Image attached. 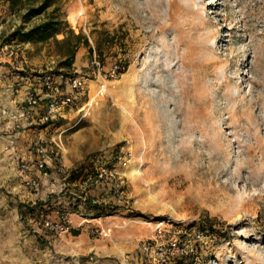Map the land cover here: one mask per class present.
Instances as JSON below:
<instances>
[{
	"label": "rangeland",
	"instance_id": "374dc122",
	"mask_svg": "<svg viewBox=\"0 0 264 264\" xmlns=\"http://www.w3.org/2000/svg\"><path fill=\"white\" fill-rule=\"evenodd\" d=\"M6 1L0 2V45L12 53L10 74L61 70L87 79L84 92L35 140L50 141L49 153L68 174L113 163L121 189L115 195L75 181L65 191L67 204L49 202L67 218L98 219L85 222V232L113 241L117 254L54 256L29 237L27 260L156 264L141 257L140 245L178 239L187 242L189 254L176 264H264V0H52L27 21L26 8L13 12ZM51 17L86 41L69 67L60 65L72 46L61 42L63 33L35 43L11 36ZM92 54L106 70L117 63L123 72L101 82L88 67ZM217 133L225 138L222 152L211 148L200 156ZM127 152L126 166L116 165ZM209 157L215 168H204ZM3 175L0 200L12 197L1 185ZM83 196L107 204L108 211L73 209L69 200L80 204ZM8 204L0 207L8 228L26 234L42 228L16 220L13 201ZM208 219L217 233L198 229ZM67 226L50 234L60 237L71 230L70 221Z\"/></svg>",
	"mask_w": 264,
	"mask_h": 264
},
{
	"label": "crops",
	"instance_id": "0c3cea01",
	"mask_svg": "<svg viewBox=\"0 0 264 264\" xmlns=\"http://www.w3.org/2000/svg\"><path fill=\"white\" fill-rule=\"evenodd\" d=\"M6 5H8L7 1ZM5 49V45H0V132H2L0 133V173L4 174L1 185H5L6 188L10 189L8 193L12 194V197L8 196L9 200L6 199V197H2L0 200V207L3 205L7 207L9 206L8 203H12L13 201V217L16 220H21L18 212L19 205L34 204L37 201H45L50 197L54 199V201H58L56 204L61 202L64 204L67 203L66 200L61 199L63 195L56 193L57 187L51 184L50 180H43L41 176L42 189L38 193L26 188L23 184L25 174L19 170L18 163L20 161L34 159V149L31 146L36 141L35 139L37 136L40 138L41 136H46L49 127L31 122L24 124L19 131L12 128L13 119L11 115L24 107V98L28 92L32 93L38 91V78L37 75L33 74L23 77V79L18 82L3 80L1 74L11 73V68L8 65H10L9 61L12 53L7 54ZM34 175L39 177L37 172H34ZM49 205H51L52 211L47 214V217L56 219L57 215L55 210L60 209L52 206V203ZM78 208L80 209L82 206ZM71 216L74 215H68V219L71 222V230L68 233L61 234L60 237L51 235V232L43 228L30 229L32 235L30 236L29 232L26 234L24 230L21 231L20 227H14L11 230L7 227L8 222L0 219V264H33L27 260V255H25L27 254L25 251L26 244L31 241L30 239H26L29 237H33L39 246L45 245L54 256L59 254L67 255L70 253L83 256L90 252H94L98 257L106 258L109 256L113 257L117 254V245H115L113 241H96L90 239L85 232L86 228L90 226L85 224V222H97L98 219H76ZM29 220L33 222V227L37 225V221L33 219H28V221ZM11 254L14 255V257H11Z\"/></svg>",
	"mask_w": 264,
	"mask_h": 264
},
{
	"label": "built area",
	"instance_id": "2783aa9c",
	"mask_svg": "<svg viewBox=\"0 0 264 264\" xmlns=\"http://www.w3.org/2000/svg\"><path fill=\"white\" fill-rule=\"evenodd\" d=\"M88 67L98 80L104 82L106 77L113 78L117 76L119 66L113 64L106 70L104 65L97 60L95 54H92ZM1 78L15 82L23 79L20 74L7 73L1 74ZM37 78L38 91L28 92L24 98V107L11 115L13 119L12 128L16 131H19L24 124L31 122L49 127L64 108L69 107L75 98L84 92L87 81L84 76L61 70L58 72L49 70L37 75ZM103 89L104 85L101 83L99 93L102 94ZM49 144L50 141L47 139L35 141L32 144L35 154L34 159L20 161L18 168L25 174L23 184L26 188L38 193L42 189L41 176L43 180H50L51 184L57 187L56 193L61 195L73 183L69 182V174L60 163V157L49 153ZM129 156L130 153L127 152L125 156L117 157L115 164L125 167ZM34 172H37L39 177L35 176ZM115 175L116 171L113 163L109 168L95 169L94 174L88 175L83 182V188L85 189L86 186L93 190L109 188L113 194L120 195V183L117 181L118 178L116 180ZM81 199L84 202L86 196ZM55 213L57 215L56 219L43 217L40 223L41 227L51 233L66 232L68 230L67 223L69 222L66 214L61 210H55ZM108 232L109 230L107 232L101 231L103 235H107ZM200 237L199 233L195 235L196 240H199ZM140 253L143 259L156 264H176L177 259L186 257L189 254V245L186 241L178 239H171L167 243L156 242L150 244L143 242L140 245Z\"/></svg>",
	"mask_w": 264,
	"mask_h": 264
},
{
	"label": "trees",
	"instance_id": "16d2710c",
	"mask_svg": "<svg viewBox=\"0 0 264 264\" xmlns=\"http://www.w3.org/2000/svg\"><path fill=\"white\" fill-rule=\"evenodd\" d=\"M9 9L13 12L20 11L24 8H26V12L23 14V20L27 21L30 17H33L35 15L41 14L48 6L51 5L52 0H7ZM63 23L57 18L51 17L48 20L42 22L41 24L37 26H33L29 28L28 30L24 31L23 28L19 27L14 30L12 33V37H16L20 42H28V43H35L39 40H46L50 36H56L60 33L64 34V38L61 40L62 43H69V45H72L71 48H69V51L64 54V60L61 62L62 67H69L72 64V60L74 57V51L77 48V46L81 43H86L85 40H83L82 36L80 34H74L71 30L64 31L63 29ZM73 39L74 42L71 44L70 40ZM57 41V40H55ZM117 64V63H115ZM118 65V64H117ZM119 66V65H118ZM123 72V67H118L117 76H119ZM109 160V159H108ZM105 161L106 165L108 164L107 161ZM95 170H92L90 172H83V170L79 171H72L69 174L68 180L70 183H74L75 181H79L83 183L88 175L94 174ZM102 189V188H100ZM98 189V190H100ZM103 191V189H102ZM105 196L111 201V193L110 190L104 192ZM63 195L62 200L67 201L70 197L66 196L65 193L61 194ZM50 198H48L45 201H37L34 204H22L18 206V212L20 214V218L23 221H27L28 219H33L34 221L41 223V220L43 217L47 216L48 213L52 211V207H50L49 202ZM70 204L74 206L73 209H77L75 205L83 206L85 210L88 212H93L95 214H100L107 212L108 206L105 203H96V202H90V200L86 199L84 202H79L73 204L71 200H69ZM209 221H202L198 224V229L202 231L203 233H208L210 235L217 233V228L215 225L210 223Z\"/></svg>",
	"mask_w": 264,
	"mask_h": 264
},
{
	"label": "bare ground",
	"instance_id": "6f19581e",
	"mask_svg": "<svg viewBox=\"0 0 264 264\" xmlns=\"http://www.w3.org/2000/svg\"><path fill=\"white\" fill-rule=\"evenodd\" d=\"M203 65V64H202ZM207 65V64H206ZM205 65V66H206ZM207 72V71H206ZM208 73V72H207ZM240 84V83H239ZM204 101V100H203ZM200 106V105H199ZM203 116V115H202ZM212 142H211V144L209 145V146H203L202 145V147H201V151H200V156H204L205 155V153H207L208 152V150H211V148H213L214 150L215 149H217V151H221L222 152V150H223V146H224V142H223V140L225 141V138L223 139L222 137H221V135H220V133H217V134H215L212 138ZM260 139V138H259ZM257 140V139H256ZM209 153V152H208ZM252 155V154H251ZM218 158V157H217ZM219 159V158H218ZM226 159V158H225ZM216 160V159H215ZM250 160V159H249ZM252 162V161H251ZM207 164H206V166L204 167V168H215L216 167V162L214 161V159L212 158V157H209L208 158V161L206 162ZM248 163V162H247ZM250 163V162H249ZM203 164V163H202ZM246 166H248L247 164H246ZM250 166V165H249ZM200 167V166H199ZM202 167V168H203Z\"/></svg>",
	"mask_w": 264,
	"mask_h": 264
}]
</instances>
